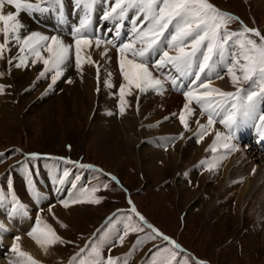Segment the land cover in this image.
I'll return each instance as SVG.
<instances>
[{
    "label": "snow or ice",
    "instance_id": "snow-or-ice-1",
    "mask_svg": "<svg viewBox=\"0 0 264 264\" xmlns=\"http://www.w3.org/2000/svg\"><path fill=\"white\" fill-rule=\"evenodd\" d=\"M102 3L108 7L103 9L100 19L113 22L109 32L115 33L114 39H104L95 34L93 13L96 6ZM74 6L78 12L79 23L71 28L68 34L71 40L66 41L60 35L29 31L21 18L22 13L33 16L53 10L62 16L63 0H0V36L3 37L0 42V60H6L10 67L15 68L42 64L43 69L39 71L37 79L52 73L49 89L64 76L68 68L74 66L82 75L84 65L88 64L96 69L99 92L101 66L92 59L91 52L87 50L93 47L100 49L101 45H105L100 53L101 57L111 62L107 47L111 45L117 51L121 77L118 92L113 93L118 95L120 115H124L126 109L131 106L128 97H136L138 111V94L151 91L164 95L170 85L173 89L181 90L184 97L182 109L172 115L178 117L185 132L190 130V119L198 115L197 108L200 116H207L206 123L195 120L198 126L195 133L197 142L209 135L217 122L228 130L227 134L216 130L215 139L206 151L216 153L218 145L235 150V146L230 142L241 122L255 121L258 118L260 128L264 129V110L260 108V105L264 104V34L259 29L245 25L239 17L219 9L210 0H74ZM125 21H130L131 29L127 37H122L121 29ZM237 21L239 30H232L229 25ZM13 47L18 49L16 55L6 56V53L12 52ZM225 72L235 91H225L213 86V79H223ZM5 74L0 71V78ZM72 82L71 79L67 80L69 84ZM242 83L246 87H242ZM103 84L109 89L116 88L111 72L107 73ZM7 87L10 85L0 83V94H3ZM193 104L197 107L194 108ZM172 139H184L183 132ZM10 151L14 153L19 150ZM4 155L0 152V158ZM41 159H59L65 163H75L64 157L42 156L35 152L25 154L22 168L28 191L37 201L41 199V193L34 177ZM213 160L215 161V157ZM206 164L209 165V170L215 166L208 160L200 161V165ZM78 167L92 169L94 166L80 163ZM52 170L53 180L58 185L68 184L73 190L69 199L60 201L65 208L69 207L70 203L99 204L103 199L94 195L99 190L98 185L85 188L79 183L81 177L70 170L63 169L62 174H56L54 165ZM110 178L118 182L115 176ZM103 186L108 187L107 184ZM7 189V193L0 190V205L10 204V216L26 214L27 206L18 198L11 180L8 181ZM128 203L131 206L129 214L118 217L117 213H113L106 226L112 225L114 221L123 222V234L118 236L121 246L130 233L149 229L144 237H137L132 251L124 257L108 255L105 258L102 255L103 237H100L99 240H90L80 248L69 259L68 264H120L121 260L123 264H128V259L136 249L148 240L157 239L166 242L168 246L153 244V248L149 249L150 256L143 264H206L191 254L182 255L185 250L176 240L148 223L131 199ZM48 211L53 219H56L55 214L51 212V206ZM58 223L61 227H67L62 222ZM6 231L4 223L0 222V233ZM28 235L45 253L55 244L72 243L59 236L53 226L40 216L36 217L35 226ZM20 239V236L13 237L10 251L15 254L16 259L10 264H40L30 253L22 250ZM108 251L110 252L111 248Z\"/></svg>",
    "mask_w": 264,
    "mask_h": 264
},
{
    "label": "rangeland",
    "instance_id": "rangeland-1",
    "mask_svg": "<svg viewBox=\"0 0 264 264\" xmlns=\"http://www.w3.org/2000/svg\"><path fill=\"white\" fill-rule=\"evenodd\" d=\"M210 1L241 15L248 26H256L264 34V2ZM1 69L3 70V65ZM38 69L41 71L43 65L41 64ZM39 71L35 75L36 78ZM48 74L44 78L37 79L36 85L33 84L31 89H22L21 86L19 89L21 94L14 96L17 120L14 124H6L4 120H0V149L18 145L27 151L49 152L67 155L73 159L79 158L86 163L98 165L107 172L115 173L121 186L112 183L107 175L103 176V179L109 180L103 183L108 187L102 185L94 194L103 198L101 202L79 204V207L85 211L81 214L78 223L63 227L59 232L65 241L72 243L53 245V249L59 254L56 257L38 259L43 260L42 264H68L69 259L90 241L95 228L104 218L118 209L128 207L122 187L131 192L130 198L140 213L145 214L167 234L177 238L182 245L191 249L196 257L207 260L210 264H264V213L257 215L256 212L259 211L255 209L253 216L248 211L250 206L248 201L225 205L226 202L228 203V200L226 201L228 198L226 194L222 192L220 194L224 186L210 187L208 191L205 189V192L196 191L198 203L196 202L197 205L193 203L190 209L185 202L179 203L172 188V180L177 176V172L181 171L180 168L190 164L188 161L153 175L148 174L144 166L137 167L129 150H127L128 158L123 156L120 162H113L101 151L92 124L77 113L73 106L64 105L62 109L49 111L48 103L42 104L43 107L40 105L43 96L49 100L53 93L57 94L61 89L58 88L61 85L60 81L49 89L52 74ZM10 84V88L14 91L13 83ZM242 86L246 87L244 84ZM97 97L99 99L100 94ZM238 177L239 175L231 176L232 179ZM118 217L122 216L118 215ZM133 219L136 220L135 217ZM50 224L57 229L58 218L56 217V220ZM134 237L140 236L138 233H130L127 236V246ZM142 252L143 249L140 253Z\"/></svg>",
    "mask_w": 264,
    "mask_h": 264
},
{
    "label": "bare ground",
    "instance_id": "bare-ground-1",
    "mask_svg": "<svg viewBox=\"0 0 264 264\" xmlns=\"http://www.w3.org/2000/svg\"><path fill=\"white\" fill-rule=\"evenodd\" d=\"M258 1H261L259 3L264 2V0ZM40 31L46 35H54L43 30ZM104 47L105 45H101L100 49H96L98 52L95 55V61L99 62L101 66L99 92H97L96 69L91 65L85 64L83 67V75L78 78L75 77L71 69L68 68L63 78L58 80L61 82V85L58 87L61 88L59 93H53L52 96L48 95L50 96L49 100L47 97L43 96L40 105L42 106V104L46 105V103H48V108H50L49 111L62 109L64 105L73 106L77 113L84 116L87 121L92 124L97 134L99 147L110 160L113 162H120L123 156H127L128 158L129 153H127V150H129L132 160L136 163L137 167L141 168V165L144 166L148 174H157L161 170L164 171L188 161L190 164L180 168L181 171L185 172L189 168H193L194 165L199 164L201 160H204V157H207L209 153L208 150L206 151V146L210 143V137L206 136L200 142H196L194 138L190 136V132L195 126L194 117L189 121L190 130L186 131L184 139H179L180 141L176 140L170 143L171 145H169V148L165 149V147H167L166 145L163 149L157 148L146 142L147 138H151L154 135L157 136L167 133L178 134L184 131L178 117H170L173 112L176 113L179 108L183 107L185 101L181 93H171L167 90L164 95H158L154 92L138 94V111L136 97H128L129 101H131V106L126 109L124 115H120L118 104H114L116 100V96L113 95L115 88L109 89L103 84V81L107 79V73L111 72L113 83L116 86L119 85L112 71V50L109 48L108 51L111 62H108L105 58L100 60L97 59ZM17 51L18 50L13 47L12 52L7 54L15 56ZM16 62L18 61H14V63ZM1 65H3V70L1 69ZM40 65L41 64L38 63L35 66L27 68H15L10 67L6 60H0V71L6 73L3 78H0V83L11 85L10 83L12 82L14 86V91L10 87H7L5 92L0 94V120H4L6 124H14L17 120L15 109L16 99H14V96H19L21 94L19 91L21 86L22 89H31V87L34 86L33 84L36 85L35 81L37 78L35 75H37L36 73L39 71L38 67ZM68 79H71L73 82L71 84L67 83ZM220 81L222 82V79ZM223 84L227 87L231 86L227 85L229 82L226 79L223 80ZM213 86L219 87L222 90L225 88L221 87L216 81ZM231 88L235 90L234 87ZM98 94H100L99 99L97 97ZM165 117L169 118L165 119ZM150 123H154V125L145 127ZM144 127L146 129H144ZM210 162L215 165L211 167V170H209V165H207L203 173L199 175L194 171L190 172L192 177L189 185L176 175V177H173L172 188L177 195V201L179 203L182 204L185 202L190 209L193 207H191L193 203L196 205L198 203V197L195 194L196 191L202 190L205 192V189L208 191L210 187L219 188L220 186H224L220 194L222 192L226 194L228 198L226 199L228 203L226 202L225 205L234 202L236 204H241L243 201H248L250 205L248 211L253 216H255V209L259 211V213L256 212L257 215L264 213L263 156L259 155L256 151L246 152L238 150L234 154L225 157L221 162H217L216 159L214 161L213 158ZM255 162L257 164H255ZM253 169H255L254 173ZM142 171L144 170L142 169ZM236 175H239V177L236 179L231 178V176L233 177ZM216 194L219 195L218 193ZM204 196H206V194ZM45 209L44 205H42V210ZM10 211V207L1 208L2 213L0 222L4 223L5 227L19 234L18 236L21 238L19 241L20 245L26 252L37 259L56 257L57 254H59L53 249V246H50L47 253H45L28 235V232H30L31 228L34 226V216L30 210L29 212L26 210V214L20 213L11 216L9 215ZM51 211L58 218L59 222L67 226H74L78 223L81 214L85 210H83L82 207L80 208L78 204L73 205L70 203V206L67 208L63 205L54 206ZM48 221L52 222L50 219ZM16 227L19 228V231H16ZM57 227V229L55 226L53 228L59 236H62L59 232L63 227L60 226V223H58ZM0 237L5 241L9 240V238L1 233ZM6 263L10 264L8 262Z\"/></svg>",
    "mask_w": 264,
    "mask_h": 264
}]
</instances>
